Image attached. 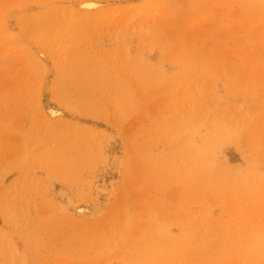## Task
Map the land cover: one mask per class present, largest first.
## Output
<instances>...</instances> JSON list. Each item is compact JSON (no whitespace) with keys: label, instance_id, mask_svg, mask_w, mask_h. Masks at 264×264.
<instances>
[{"label":"rangeland","instance_id":"rangeland-1","mask_svg":"<svg viewBox=\"0 0 264 264\" xmlns=\"http://www.w3.org/2000/svg\"><path fill=\"white\" fill-rule=\"evenodd\" d=\"M84 1L0 0V264H264V0Z\"/></svg>","mask_w":264,"mask_h":264},{"label":"bare ground","instance_id":"bare-ground-1","mask_svg":"<svg viewBox=\"0 0 264 264\" xmlns=\"http://www.w3.org/2000/svg\"><path fill=\"white\" fill-rule=\"evenodd\" d=\"M99 6H100L99 3L93 2V1H90V0L84 1V2L79 4V8L81 10H85V11L95 10ZM55 113H56V111H53V110H49L48 111V114L51 117H53V115H55ZM97 200L95 202H93V203L91 202L92 204H83V203L82 204H78V205L73 207V212L78 214V215H88V217L93 216V215L94 216L95 215H100L103 212V210H104V207H105L106 202H107V198H104V200L102 199V202H98Z\"/></svg>","mask_w":264,"mask_h":264}]
</instances>
